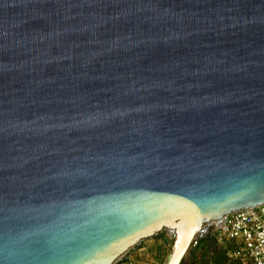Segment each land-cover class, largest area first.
<instances>
[{"label": "water", "instance_id": "obj_1", "mask_svg": "<svg viewBox=\"0 0 264 264\" xmlns=\"http://www.w3.org/2000/svg\"><path fill=\"white\" fill-rule=\"evenodd\" d=\"M264 204V0H0V264H113Z\"/></svg>", "mask_w": 264, "mask_h": 264}, {"label": "built area", "instance_id": "obj_2", "mask_svg": "<svg viewBox=\"0 0 264 264\" xmlns=\"http://www.w3.org/2000/svg\"><path fill=\"white\" fill-rule=\"evenodd\" d=\"M160 232L170 240L171 246L174 232L170 229ZM207 237H212L221 247L226 242L228 244L222 261L215 264H264V204L233 211L207 221L196 233L190 248H196L200 240ZM127 252L116 262L138 264Z\"/></svg>", "mask_w": 264, "mask_h": 264}, {"label": "crops", "instance_id": "obj_3", "mask_svg": "<svg viewBox=\"0 0 264 264\" xmlns=\"http://www.w3.org/2000/svg\"><path fill=\"white\" fill-rule=\"evenodd\" d=\"M168 246L169 240L163 233L159 232L139 241L128 250L127 255L139 263L144 262L139 261L138 259L148 257L154 264H162L168 253ZM220 247L221 246H219L212 237L200 240L199 245L194 248L195 250H193V252L190 250V253H193V255L195 254L196 256L188 258L187 264H204L206 262V257L210 254H214V251H217ZM113 264L122 263L118 261Z\"/></svg>", "mask_w": 264, "mask_h": 264}, {"label": "rangeland", "instance_id": "obj_4", "mask_svg": "<svg viewBox=\"0 0 264 264\" xmlns=\"http://www.w3.org/2000/svg\"><path fill=\"white\" fill-rule=\"evenodd\" d=\"M169 240V239H168ZM170 241V240H169ZM228 244L227 242L224 244L223 247H220L217 251H214V254H210L208 255V257H206V262L205 264H215V263H219L222 261L223 259V256H224V251H225V247H227ZM170 249V246H168V251ZM190 250L193 252V250H195L194 248H190ZM195 253V252H194ZM196 255L193 253L191 254L190 252L188 253V255L182 260V262L180 264H187L188 263V258L190 257H195ZM139 261H143L145 262L146 264H154L153 262H151L149 260L148 257H145V258H140L138 259ZM160 261V260H159ZM139 264V263H138ZM160 264V263H158ZM163 264V263H162Z\"/></svg>", "mask_w": 264, "mask_h": 264}, {"label": "bare ground", "instance_id": "obj_5", "mask_svg": "<svg viewBox=\"0 0 264 264\" xmlns=\"http://www.w3.org/2000/svg\"><path fill=\"white\" fill-rule=\"evenodd\" d=\"M167 230V229H166Z\"/></svg>", "mask_w": 264, "mask_h": 264}, {"label": "trees", "instance_id": "obj_6", "mask_svg": "<svg viewBox=\"0 0 264 264\" xmlns=\"http://www.w3.org/2000/svg\"><path fill=\"white\" fill-rule=\"evenodd\" d=\"M205 264V263H204Z\"/></svg>", "mask_w": 264, "mask_h": 264}]
</instances>
